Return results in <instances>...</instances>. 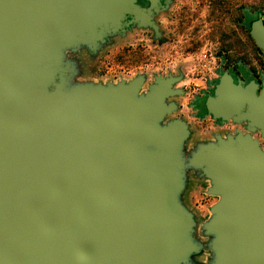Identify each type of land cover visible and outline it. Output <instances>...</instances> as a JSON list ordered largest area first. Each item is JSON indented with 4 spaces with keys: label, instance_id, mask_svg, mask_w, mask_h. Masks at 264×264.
<instances>
[{
    "label": "water",
    "instance_id": "water-1",
    "mask_svg": "<svg viewBox=\"0 0 264 264\" xmlns=\"http://www.w3.org/2000/svg\"><path fill=\"white\" fill-rule=\"evenodd\" d=\"M145 1L0 0V264H264V89L220 74L206 113L245 132L189 147L180 77L82 78L81 52L156 30Z\"/></svg>",
    "mask_w": 264,
    "mask_h": 264
},
{
    "label": "flooded vegetation",
    "instance_id": "flooded-vegetation-1",
    "mask_svg": "<svg viewBox=\"0 0 264 264\" xmlns=\"http://www.w3.org/2000/svg\"><path fill=\"white\" fill-rule=\"evenodd\" d=\"M137 4L142 8L149 6L145 0H137ZM154 4L157 8L153 18L156 30H140L149 33L153 49H170L176 54L180 53L181 58H184L183 53L187 54L189 47L205 53V63L203 60L193 61L190 66V73H198L195 76L187 75L183 65L174 69L168 68L165 73V76L171 74L174 78L180 77V81L174 85V89L180 91V95L173 98L178 106L175 114L187 122L192 131L191 138H195V125L203 129L200 137L196 139L198 141L210 140L215 134L225 136L236 131L245 132L243 125L213 120L206 113L205 100L212 94L220 74L224 72H228L234 82L241 81L246 85L254 81L258 86L257 93L264 89V54L250 36L253 22L261 18L264 24V0L261 3L247 0L246 5L240 6L238 0H154ZM130 19L132 18L129 17L128 20ZM189 24L194 26L191 28ZM129 30L130 27L128 33ZM188 30H192V36L183 35ZM238 31L242 37L238 36ZM200 32L204 34L198 39L195 34ZM179 37L182 39L181 44ZM79 56L83 69L82 78L94 80L98 72L95 59L86 51L81 52ZM208 71L212 76H200ZM197 82L204 87L191 92L185 87L187 83L199 88ZM253 136L264 148L260 133ZM206 187L205 182L190 181L185 203L193 212L190 204L192 198L204 196ZM192 192L194 194H191Z\"/></svg>",
    "mask_w": 264,
    "mask_h": 264
},
{
    "label": "rangeland",
    "instance_id": "rangeland-1",
    "mask_svg": "<svg viewBox=\"0 0 264 264\" xmlns=\"http://www.w3.org/2000/svg\"><path fill=\"white\" fill-rule=\"evenodd\" d=\"M253 1L254 3H261L262 0ZM246 4L247 0H238L239 6ZM193 26V24H189V27L192 28ZM191 34H193L192 30L183 33V35L188 36H192ZM203 34V32H200L197 35L195 34V36L199 39ZM238 36L242 37L240 31H238ZM178 40L181 41V44L182 39L179 37ZM185 45L187 44L185 43ZM183 54L184 58H181L180 53L176 54L170 49L156 51L150 44L149 33L133 31L128 33L127 37L124 39H116L114 45L106 47L100 52L99 56L95 59L98 72L94 80L114 82L120 79L129 80L138 74H146L148 76V82H150L153 74L165 75L168 68L174 69L179 65H183L187 75L191 77L193 75L195 76L198 73H190V66L193 64V61L203 60L205 63V53L201 50L197 51L195 48L189 47L187 54ZM185 58L186 60L184 61L183 59ZM200 76H212V73L208 71ZM197 85H199V88L193 87V85L190 86L186 83L185 87L189 92L204 87L203 84L199 82H197ZM174 117H178L177 114H174ZM202 132L203 129L201 127L198 125L194 126L195 138H191L188 144L189 147L198 141L196 139L200 137L199 135ZM191 194L194 193L192 192ZM215 200L214 198L206 196L192 198L190 204L198 218L199 225L208 218V209L216 202Z\"/></svg>",
    "mask_w": 264,
    "mask_h": 264
},
{
    "label": "built area",
    "instance_id": "built-area-1",
    "mask_svg": "<svg viewBox=\"0 0 264 264\" xmlns=\"http://www.w3.org/2000/svg\"><path fill=\"white\" fill-rule=\"evenodd\" d=\"M120 74H122V73H120Z\"/></svg>",
    "mask_w": 264,
    "mask_h": 264
},
{
    "label": "trees",
    "instance_id": "trees-1",
    "mask_svg": "<svg viewBox=\"0 0 264 264\" xmlns=\"http://www.w3.org/2000/svg\"><path fill=\"white\" fill-rule=\"evenodd\" d=\"M253 23H254V22H253ZM253 23H252V24H253Z\"/></svg>",
    "mask_w": 264,
    "mask_h": 264
}]
</instances>
